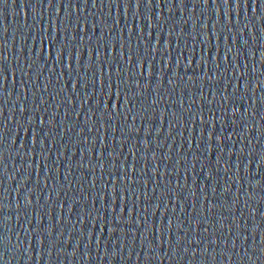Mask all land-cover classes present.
I'll return each mask as SVG.
<instances>
[{
  "label": "water",
  "instance_id": "obj_1",
  "mask_svg": "<svg viewBox=\"0 0 264 264\" xmlns=\"http://www.w3.org/2000/svg\"><path fill=\"white\" fill-rule=\"evenodd\" d=\"M240 2L241 7L237 9L234 0H230L228 5H225L223 0H208L207 5L203 4L202 0H184L183 6L180 5L179 0H159V6L157 0H153L149 8L141 0L139 9L130 5L126 16L123 7L117 10L114 5L110 10L107 7V0L103 7L99 5L98 0L95 8L92 7L91 0L86 7L80 8L77 0V10H66L61 7L59 14L56 12L55 0L53 7L48 6L47 0H16L15 4L8 0L6 6L0 5V57H6L3 63L7 75V79L3 82L4 87L0 90V135L3 137L0 141V153H2L0 204L3 205V211L0 212V237L4 238L0 241V264H264V239H262L264 237V163L260 162V158L264 156V116L261 115L264 112V103H262L264 61L260 56V53L264 52V3L257 0L254 4L253 0H247L245 7L244 0ZM33 6L36 8L35 12L32 11ZM67 11H71V16L65 21V25L69 29L77 28L78 36L82 33L79 32L76 24L77 17L81 20L86 17L89 24L95 20L97 30L93 32L90 27L87 29V36L91 37L94 49L96 37L100 35V21L103 20L109 25L103 31L106 39L119 40L120 30L123 28L124 39L127 40V26H131V40L134 46L141 28L145 34L155 30L162 33L170 30L180 33L179 37L175 34L171 37L170 52L173 66L178 52L184 53L176 69L179 75L173 79V84H168V80L172 78L170 69H164L163 82L158 94L152 91L156 83L155 77L152 78L147 90L143 88V78H139V88H136V77L130 81L128 90L140 93L133 101L136 109L141 105L146 107L148 111L145 112V117L153 110L158 113L163 109L168 113L163 124H153V130L145 136L143 126L148 121L140 116H137L134 122L131 119L136 109L128 114L127 122L123 113L119 117L113 115L110 121H105L112 126L127 128L130 125L140 129L138 133L129 134L127 131L123 134L120 131L115 133L116 158L112 163L117 166V170L124 157H128L129 164L133 163L128 148L133 142H137L135 163L137 167L147 165L145 179L149 180L146 190L150 198L148 202L141 201L140 207L133 213L132 223H126L129 219L126 209L123 219L115 224L117 231L111 237L107 229L103 233L100 232L99 223L93 227L90 222L88 213L92 212L93 216L96 213L93 212L91 204L88 180L81 178L80 173L89 179L91 173L87 167L78 168L80 163L85 165L89 162L97 163L95 149L91 158L87 155L82 156L79 151L81 147L85 150L88 147L83 143L85 137L91 140L95 136L96 147L99 148L100 132L97 131L99 124L93 126L92 132L84 126V115L88 113L91 101L84 104L78 119L74 115H68L65 121L68 125L83 127L84 132L81 135L78 136L76 128H73L63 139L61 138L63 126L61 121L65 117L67 107L61 104L56 115L57 127L52 129L51 135L45 138L43 144L40 143L41 135L37 124L28 123L27 116L30 112L23 114L20 112L22 104L26 107L39 105L41 95L48 99V94L43 92L44 76H50L53 80L52 86H55L61 68L55 63L54 51L51 56L45 58V53L48 51L47 38L57 37L56 26L64 20ZM109 11L111 15L108 14ZM149 16L152 17L154 26L151 29L148 27ZM53 20L56 21V26L50 27ZM214 24L215 29L212 27ZM214 31L220 37L218 41L212 40L213 48H219V69L215 68L214 62L209 61L208 48L202 39L205 34L211 36ZM59 36L58 44L61 42L68 44L66 52L74 50L75 45L79 43V40H71L70 33L64 32L63 27ZM42 38H44V47H41ZM139 38L143 40L145 37ZM185 45L188 46L187 49ZM83 47L86 49L87 43ZM160 47H163V42ZM226 48L232 49L227 62L224 60ZM189 49H193L194 54H190ZM114 51L119 53V44ZM201 55L207 63V75L218 76V81L208 80L202 67L195 68L194 73L193 68L185 70L186 58L192 59L195 66ZM213 55L217 53L214 52ZM233 55L236 57L235 63L232 61ZM157 60H161L159 54ZM123 67L124 65L121 64L122 69ZM253 68L255 72L252 71ZM13 69H15V82L11 74ZM242 72H246L247 75L242 77L240 75ZM123 75L122 71L121 76ZM188 75H194V80L189 81ZM69 79L70 77L66 76L65 82ZM21 80L24 81L25 91H21ZM245 82L249 84L247 93L243 89ZM237 83L240 85L239 91L232 100L224 104L219 92L227 88L226 94H232L233 86ZM213 89L217 93L215 99L212 94ZM78 91L82 98L83 90L78 89ZM88 92L93 100L103 99L92 94L91 86ZM240 95L245 96L244 100L239 99ZM160 97L164 99L160 100ZM181 97L185 108L191 104L190 111L183 113V124L179 120L173 122L170 115L173 110L178 116L181 114L179 106ZM153 98L159 100L157 105L151 104ZM193 100L196 103H192ZM209 100H213V103L209 104ZM79 102L77 99L76 105ZM48 103L51 105L50 99ZM201 105L205 120L209 115L218 118L223 108L228 109V113L224 116L225 138L222 145L215 140V136L221 134V125L219 120L215 119V130L205 126L204 139L199 148L197 147L196 142L201 140L199 136L201 125L199 120L193 124H190L189 120ZM45 106L40 105L37 117L44 114ZM53 107L55 105H51L49 112L44 114L46 120L51 115ZM233 107L239 110L236 114L239 127L231 124ZM245 109L248 110L247 113ZM67 110L69 113L74 111L72 108ZM89 116L91 120L100 122L98 114L89 113ZM170 122L173 124L171 135H169ZM244 125H247L246 130ZM157 126L161 129L159 135L154 131ZM34 129L37 130L35 145L30 140ZM210 130L213 131V139L210 142L211 152H208L207 132ZM229 133H234L231 140L226 138ZM106 135L111 142L113 133L109 131ZM145 138L149 141L147 149L139 143ZM76 140H80L81 143L75 144ZM121 140L127 143L121 145ZM21 142L24 148H20ZM222 147L224 149L222 160L220 165H217L215 156ZM228 147L232 149L231 156L228 155ZM241 148L243 152L240 151ZM72 150L76 151L75 156H72ZM153 152L156 156L155 165L159 166L156 179L159 180L160 173H164V181L172 182L171 186L165 189L168 192L167 197L158 198L160 189H164V182L160 183L156 193L152 192V188L155 187L151 172L154 167ZM142 154L145 156L144 160L140 159ZM193 156L196 157L195 160ZM225 160L228 161L227 172L223 166ZM69 162L71 172L65 180L64 174L67 171L65 164ZM104 162L107 169L109 162L107 150L104 154ZM29 163L32 165L31 168L28 167ZM45 163L48 169L47 175ZM209 168L212 171V178L206 179L205 171ZM136 175L139 178L140 174ZM96 177V191H98L99 171ZM105 180H110L106 172ZM177 181L183 186L180 202L172 198ZM136 187L144 186L139 184ZM224 188H227L226 192L222 191ZM29 189H32L30 194L32 204L25 208L23 197ZM189 189L193 193L191 196L188 195ZM85 194L89 196V200L81 203ZM181 203L184 207L183 213L180 211ZM210 203L217 207L208 211ZM61 204L64 205L63 208L60 207ZM145 205L147 212L143 211ZM96 207L98 208L99 204ZM165 208L167 212L163 211ZM201 213L202 216L198 215ZM112 215L108 214L109 220L112 219ZM116 215H119L118 207ZM145 215L147 220L144 219ZM4 216L11 219L5 221L2 219ZM37 216L40 218L39 223ZM168 217H174L173 227L170 231L165 227L164 235L157 240L159 235L156 231L157 222L163 219L166 224ZM137 219L140 221L139 224L136 223ZM193 219H201V224L192 225ZM177 220L181 221L179 231L176 227ZM221 223L224 225L223 228L219 226ZM150 224L153 225L151 230L148 229ZM49 228H51L50 233L47 231ZM205 228L208 229L207 232ZM38 235L43 239L40 244L36 242ZM178 236H182L183 239L178 240ZM98 239L99 243H97ZM113 253L116 255L113 256ZM145 256L148 257L147 260Z\"/></svg>",
  "mask_w": 264,
  "mask_h": 264
},
{
  "label": "snow or ice",
  "instance_id": "obj_2",
  "mask_svg": "<svg viewBox=\"0 0 264 264\" xmlns=\"http://www.w3.org/2000/svg\"><path fill=\"white\" fill-rule=\"evenodd\" d=\"M12 4L16 3V0H11ZM48 6L53 7V0H47ZM146 7H151L153 4V0H143ZM203 4L207 5L208 0H202ZM225 5H228L230 3V0H223ZM257 0H253V3L255 4ZM262 3H264V0H261ZM8 0H0V5H7ZM89 3V0H79V7L83 8L86 7ZM179 3L181 6L184 4V0H179ZM92 7H97L98 0H91ZM105 4V0H99V5L103 7ZM115 5L117 10H119L120 7H123L125 16L127 15L128 8L131 5L135 9H139L141 5V0H107V7L111 10V8ZM157 6H159V0H157ZM234 6L239 9L241 7L240 0H234ZM244 6H247V0H244ZM61 7L65 8L66 10H77L78 4L77 0H67V3H65V0H55V8L57 14H59ZM32 11L35 12L36 8L33 6ZM111 15V11L108 13ZM117 15H119V12H117ZM71 16V11H67V15L65 16L64 20H61L59 22V26H56V21L53 20L50 23V27L56 26V31L58 33L57 37H48L47 38V48L48 51L45 53V58L52 55V52H55V63L57 66L61 68V71L58 73L57 78L55 80V86L53 85V80L50 76L46 75L43 77L44 84H43V92L48 94V99L51 101V105H55V107L52 108L51 115L48 116L47 120L45 119V115L49 112V105L48 99L45 98L44 95H41L39 100V105H28L27 107L25 105L20 106V112L26 113L30 112V114L27 116V120L29 124L36 123L38 126V132L41 135L40 143L43 144L45 138L49 137L52 133V129L57 127L56 124V115L59 107L61 104H65L67 107L65 108V117L61 121V124L63 125L61 127V138L65 135H67L68 132H71L73 128H76V134L79 136L84 132L83 127L77 128L75 124L68 125L65 123L67 120L68 115H74L77 119L81 115V110L84 108V104L88 101H91V105L88 109V113H85L84 115V126L88 127V131H93V126H95L97 123L99 124V127L97 131L100 132L99 135V148L96 147V137L93 136L91 140H89L88 137L84 138L83 143L87 144L88 147L85 150V148L81 147L79 149L80 154L87 155L88 157H92L93 150H96V158L97 163L92 164L89 162L87 165L80 163L78 165V168H85L87 167L88 171L91 173V178L85 177L83 173H80L81 178L88 180L89 189L91 191V204L93 206V212L96 213L95 216H93L92 212L88 213V216L90 218V222L93 227L99 223V230L101 233L107 229V233L109 237H111L112 234H114L117 231V228L115 227L116 223H119L123 219V214L125 210L127 209V215L128 220L126 223H132V216L135 210L140 207L141 201L148 202L150 200L149 196L147 195V185L149 183L148 179H145V168L147 167L146 164L137 167L135 163V150L137 147V142H133L130 147L128 148V152L133 157V163H128V157H124L120 166L119 170H117V166L112 163V160L116 158V141H115V133L117 131H120L121 134L123 132L127 131L129 134L131 132H139L140 129L133 128L130 125L127 128L120 127V126H112L105 121H110L112 119L113 115H116L117 117L121 116L123 113L125 117V122H127L128 114L133 113L134 109H136L135 103L133 101L136 99L140 93L136 91H129L128 88L130 86V81L133 77H136V88L140 87L139 84V78L144 79L143 88L147 90L149 88V85L151 83V80L153 77L156 79V83L152 88V91L154 94H158L160 90V86L163 82V74L164 69L168 68L171 71L172 78L168 80V84H173V79L176 78L179 74L177 72V68L180 65V57L184 56L183 52H178L177 59L175 61V66L172 64L171 59V37L172 35H177V37L180 36V33H175L174 31L170 30L167 33H162L159 30L155 31H149L146 34L143 32V29L141 28L139 36L137 37V40L135 42V46L133 45V42L131 40L132 36V28L131 26H127V33H128V39H124V29L121 28L120 30V38L119 40L114 39H106V37L103 35V31L105 28H108L109 25H107L103 20L100 21V35L96 37L95 40V49L93 48V41L91 37L87 36V29L90 27L93 32L97 30V24L95 20L91 24H89L87 18L81 20L79 17L76 19V24L79 28V32L82 33V35H77V28H71L69 29L65 25V21L69 20V17ZM149 24L148 27L151 29L153 28L152 24V17H148ZM116 23L118 24L119 21L117 20ZM194 26V25H193ZM61 27H63V31L66 33H70V38L73 41L79 40V43L75 45L74 50L65 51L68 48V44L65 42L57 43V40L60 38L59 34L61 32ZM175 27V26H174ZM204 27H207V25H204ZM213 29H215V24L212 26ZM144 36L145 38L141 40L139 37ZM67 39V37H65ZM203 41L207 45L208 52L207 56L209 61L215 63V68L219 69V62H218V54H219V48L212 46V40H219L220 37L216 35L215 31L212 33L211 36L208 34H205L202 37ZM227 39V37H225ZM161 42H163V47L161 48ZM87 43V48L84 49V44ZM117 44H119V53L117 54L114 50L116 49ZM177 49L179 48V39L177 40ZM41 47H44V38H42L41 41ZM187 45H185V48L187 49ZM190 54H194L193 49L188 50ZM217 53V55H213V53ZM232 52L231 48H226L224 52V60L228 61V55ZM157 54L161 56V60H157ZM262 61H264V52L260 53ZM95 57V59H93ZM6 59V57H0V90L3 89L4 85L3 82L7 79L5 67L3 61ZM39 59V57H37ZM233 63L236 62L235 55L232 56ZM73 64H75V68H73ZM121 64L124 65L123 69L121 68ZM202 67L205 70V76H207L208 80H219L218 76H208L207 75V63L205 62L204 56L201 55V58L195 62L190 58H186L185 63V70L188 68H193V73L195 72V68ZM123 71L124 75L121 76V72ZM253 72H255V68L252 69ZM75 73V75H73ZM12 76H13V82H15V69L12 70ZM240 75L243 77L247 75L246 72L240 73ZM69 76L70 79L68 82H65V77ZM187 79L189 81L194 80V75H188ZM69 84H70V90H69ZM50 86L51 91H50ZM89 86H91V92L93 95H96L97 97H103V99H92V95H89L88 89ZM249 84L245 82L243 84V89L245 90V93H247ZM240 85L237 83L233 86V93L232 94H226L227 88H224L222 91L219 92V95L221 97V100L224 104H227L228 101L232 100L236 94V92L239 91ZM83 90L84 96L80 97V91ZM98 89V91H97ZM21 91H25L24 89V81L21 80ZM213 98L215 99L216 96V90L213 89ZM9 95H11L9 93ZM35 93H33V96ZM202 95V94H201ZM253 95H255V89H253ZM245 96L240 95L239 99L244 100ZM19 99V96L17 97ZM79 99V104L76 105L75 101ZM164 97H160V100H163ZM159 103V100L156 98H153L151 101L152 105H157ZM192 103H196L195 100L192 101ZM209 104L213 103V100L208 101ZM255 103V101H253ZM262 103H264V94H262ZM40 105H46L43 108V113L37 117V113L40 112ZM179 106H180V115H177V112L173 110L171 115V120L177 121L181 124L184 123L183 121V113H187L191 109V104L187 108L184 107V100L183 97L179 100ZM68 108H72L74 111L72 113L68 112ZM148 111L146 107L141 105L139 109H136L135 114L132 115L131 119L134 122L136 120L137 116H140L141 118L146 119L148 122L144 124V132L145 136H147L150 131L153 130V124L159 123L163 124L164 118L168 113H166L163 109H160L157 113L155 110L151 112L150 115L145 117V112ZM239 110L235 107L231 109V124L235 127H239L236 120V114ZM247 109H245V113H247ZM89 113L91 115H99L100 116V122L91 120ZM228 113V109L225 107L223 108V111L220 115V117L216 118L213 115H209L208 119L205 120L204 113H203V105L199 108V110L196 113H193L190 117L189 123L193 124L197 120H199V123L201 125L199 129V136L201 137V140H198L196 142L197 147L199 148V145L201 141L204 139L205 126H208L210 129L215 130V123L214 120L218 119L219 123L221 125V134L215 136V140L218 144H223V139L225 138L223 136V126L225 124V114ZM262 116H264V112L261 113ZM243 119V117H241ZM173 124L169 123V135H171V128ZM244 129H247V125H244ZM210 130L207 132V141H208V148L207 151L211 152V141L213 139V131ZM109 131L113 133V139L111 142H109L108 136L106 135ZM154 131L157 135H159L161 129L160 127H155ZM234 133H229L226 137L228 140H231L232 135ZM37 130H33L32 135L30 137L31 143L35 145L37 143ZM3 137L0 135V141H2ZM80 140H76L75 144H80ZM127 143V141L121 140L120 144ZM139 143H142L144 148L147 149L149 147V141L147 138L143 139L142 141H139ZM54 146V145H53ZM20 148H24L23 142L20 144ZM107 150V156L109 158V162L107 164V169L104 162V154ZM223 147L217 152L215 156L216 164L220 165L222 160V154H223ZM241 152H243V148L240 149ZM228 155H232V149L231 147H228L227 149ZM42 157L44 154H41ZM76 155V151L72 150V156ZM0 156H2V153H0ZM141 160L145 159L144 154L140 157ZM153 164L154 167L151 169L152 172V183L155 185V187L152 188V192L156 193L157 188H159V185L161 182H164V189H160L159 197L163 198L168 196V192L165 190L168 187L171 186V181H164V173H160V179L157 180V169L158 165H155L156 156L153 152L152 154ZM196 157L193 156V160H195ZM260 162L264 163V156L260 158ZM45 170L47 175V164L45 163ZM223 166L225 172L228 171V161H223ZM29 168L32 167L31 163L28 165ZM65 168L67 171L64 174V179L67 180L68 174L71 172V163L65 164ZM2 171V169H0ZM57 171L59 169L57 168ZM99 171L100 173V187L99 190L97 189V177L96 173ZM105 172L108 177H110V180H105ZM137 173H139V178H137ZM205 178L211 179L212 178V171L211 168L207 169L205 171ZM193 181L195 182V177H193ZM257 183H259L257 181ZM142 184L143 188H137L136 185ZM183 186L179 184V181H177L176 190L172 193V198L176 201H181V189ZM6 191V190H5ZM222 191L226 192L227 188L222 189ZM32 192V189H29L28 192L23 197V202L25 208L30 206L32 204V200L30 199V194ZM188 195L191 196L193 193L191 190H188ZM6 198V197H5ZM206 198V197H205ZM186 199V197H185ZM89 200V196L87 194L84 195L83 199L80 201L81 203H84ZM117 201L119 203L117 204ZM99 204V207L97 208L96 205ZM158 206V205H157ZM19 207V205H18ZM61 208L64 207L63 204L60 205ZM117 207L119 208V215H116ZM203 207V205H202ZM217 205L215 204H209L208 211H211L213 208H216ZM71 211V209H69ZM102 210V212H101ZM3 211V205L0 204V212ZM144 212H147V206L145 205L143 208ZM164 212H167V208L163 210ZM180 211L184 212L183 203H181ZM111 213L112 219H108V214ZM153 215L155 216V209H153ZM198 215H203L198 214ZM3 220H10L11 217L4 216L2 218ZM17 219H19V216H17ZM39 217L37 216V222L39 223ZM145 220H147V216L144 217ZM222 219V218H221ZM173 220L174 217H168L167 223L165 224L164 220L161 219L157 222L156 231L159 233L157 236V240H160L161 237L164 235V228L166 227L171 230L173 227ZM83 223V220L81 221ZM31 223V221H29ZM137 224L140 223L139 219L136 221ZM191 224L194 226H199L201 224V219H193L191 221ZM181 221L177 220L176 227L177 230H180ZM221 228L224 227L223 223L219 225ZM153 225H148V229L151 230ZM33 231H36V229H33ZM47 231L50 233L51 228L47 229ZM121 231H123L121 229ZM208 229L205 228V232H207ZM91 235V233H89ZM143 235V233H141ZM4 238L0 237V241H2ZM178 240L183 239L182 236H178ZM242 239H246V237H242ZM264 239V237H262ZM36 242L38 244L43 242V239L41 236L36 237ZM97 243H99V239L97 240ZM151 248V245H149ZM113 256L116 255V253L112 254ZM148 257L145 256V260H147Z\"/></svg>",
  "mask_w": 264,
  "mask_h": 264
}]
</instances>
